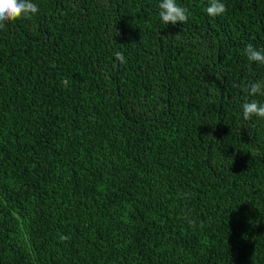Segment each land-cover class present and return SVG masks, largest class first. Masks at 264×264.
<instances>
[{
	"label": "trees",
	"instance_id": "obj_1",
	"mask_svg": "<svg viewBox=\"0 0 264 264\" xmlns=\"http://www.w3.org/2000/svg\"><path fill=\"white\" fill-rule=\"evenodd\" d=\"M33 2L0 29V264H264V0Z\"/></svg>",
	"mask_w": 264,
	"mask_h": 264
},
{
	"label": "clouds",
	"instance_id": "obj_2",
	"mask_svg": "<svg viewBox=\"0 0 264 264\" xmlns=\"http://www.w3.org/2000/svg\"><path fill=\"white\" fill-rule=\"evenodd\" d=\"M159 9V17L166 25L169 23L175 25L177 22L183 24L189 19V9L178 4L176 0H161ZM38 11V5L33 0H0V29H3L9 21L35 15ZM226 11V5L222 0H209L206 8L208 15L220 16ZM243 51L249 61L264 64V49H257L252 43H248ZM114 55L117 61L126 63L122 51H116ZM246 90L250 96L264 95V80L249 81ZM242 114L245 120H250L253 116L264 118V103L257 100L247 101L242 104Z\"/></svg>",
	"mask_w": 264,
	"mask_h": 264
}]
</instances>
